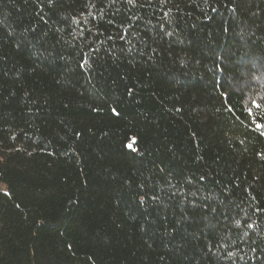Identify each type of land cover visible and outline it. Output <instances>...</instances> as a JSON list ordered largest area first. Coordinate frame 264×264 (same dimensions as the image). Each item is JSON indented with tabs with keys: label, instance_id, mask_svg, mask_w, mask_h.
<instances>
[{
	"label": "trees",
	"instance_id": "1",
	"mask_svg": "<svg viewBox=\"0 0 264 264\" xmlns=\"http://www.w3.org/2000/svg\"><path fill=\"white\" fill-rule=\"evenodd\" d=\"M262 126L264 0H0V264H264Z\"/></svg>",
	"mask_w": 264,
	"mask_h": 264
},
{
	"label": "rangeland",
	"instance_id": "2",
	"mask_svg": "<svg viewBox=\"0 0 264 264\" xmlns=\"http://www.w3.org/2000/svg\"><path fill=\"white\" fill-rule=\"evenodd\" d=\"M0 189H2V185H0Z\"/></svg>",
	"mask_w": 264,
	"mask_h": 264
},
{
	"label": "snow or ice",
	"instance_id": "3",
	"mask_svg": "<svg viewBox=\"0 0 264 264\" xmlns=\"http://www.w3.org/2000/svg\"><path fill=\"white\" fill-rule=\"evenodd\" d=\"M262 127H264V126H262ZM129 146H131V145H129Z\"/></svg>",
	"mask_w": 264,
	"mask_h": 264
}]
</instances>
